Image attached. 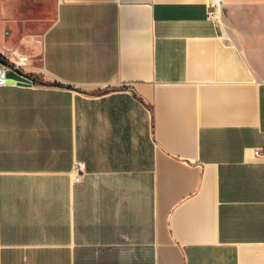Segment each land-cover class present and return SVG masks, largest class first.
Listing matches in <instances>:
<instances>
[{
	"label": "crops",
	"instance_id": "1",
	"mask_svg": "<svg viewBox=\"0 0 264 264\" xmlns=\"http://www.w3.org/2000/svg\"><path fill=\"white\" fill-rule=\"evenodd\" d=\"M207 1L0 0V264H264V0Z\"/></svg>",
	"mask_w": 264,
	"mask_h": 264
},
{
	"label": "built area",
	"instance_id": "2",
	"mask_svg": "<svg viewBox=\"0 0 264 264\" xmlns=\"http://www.w3.org/2000/svg\"><path fill=\"white\" fill-rule=\"evenodd\" d=\"M221 5L222 0H208L207 1V17L212 20L213 22H219L221 18ZM18 70L17 67L8 66L0 62V86L5 85H31L32 80L28 83H23L17 78H9L7 77V71ZM253 154L257 157L264 158V146L254 147ZM79 179V176H76V180Z\"/></svg>",
	"mask_w": 264,
	"mask_h": 264
},
{
	"label": "water",
	"instance_id": "3",
	"mask_svg": "<svg viewBox=\"0 0 264 264\" xmlns=\"http://www.w3.org/2000/svg\"><path fill=\"white\" fill-rule=\"evenodd\" d=\"M7 77H9V78H17L23 83H28L30 81L28 76H26L25 74H23L19 70H16V71L9 70V71H7Z\"/></svg>",
	"mask_w": 264,
	"mask_h": 264
},
{
	"label": "trees",
	"instance_id": "4",
	"mask_svg": "<svg viewBox=\"0 0 264 264\" xmlns=\"http://www.w3.org/2000/svg\"><path fill=\"white\" fill-rule=\"evenodd\" d=\"M0 62H1V63H3V64H5V63H4V60L2 59V57H1V56H0ZM8 66H11V65H8ZM32 80H33V82H36V80H35V79H32Z\"/></svg>",
	"mask_w": 264,
	"mask_h": 264
}]
</instances>
